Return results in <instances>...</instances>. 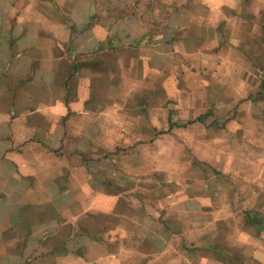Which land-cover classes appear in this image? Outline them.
Here are the masks:
<instances>
[{"label":"crops","instance_id":"obj_1","mask_svg":"<svg viewBox=\"0 0 264 264\" xmlns=\"http://www.w3.org/2000/svg\"><path fill=\"white\" fill-rule=\"evenodd\" d=\"M258 40L264 0H0V264H264V226L245 218L264 216L261 194L242 209L233 182L205 179L152 219L92 160L127 134L99 127L107 110L161 88L164 71L176 88V69L206 83L232 65L237 92L219 104L237 105Z\"/></svg>","mask_w":264,"mask_h":264},{"label":"rangeland","instance_id":"obj_2","mask_svg":"<svg viewBox=\"0 0 264 264\" xmlns=\"http://www.w3.org/2000/svg\"><path fill=\"white\" fill-rule=\"evenodd\" d=\"M260 44L264 45V40L252 44L258 55L250 58L253 71L242 75L247 89L237 105L219 104L222 92L226 100L231 90L237 92L228 86L238 73H232V65L227 64L219 74L221 81L210 74L206 83L199 80L202 75L205 80L203 73L176 69L172 80L176 88L168 87L172 72L164 71L161 88L128 97L120 111L107 110L114 112L115 119L112 124L99 122L100 128L114 125L128 130L120 140L114 137L117 143L111 151L99 147L96 159H92L114 165L115 178L109 175V168L98 169L105 178L102 183L107 182L106 189L139 197L153 219L169 206L171 194L174 198L185 195V185L196 184L194 191L202 193L205 179L218 182L220 176L234 183L241 197L237 200L240 208L246 205L247 193L261 194L255 199L264 207V49ZM192 66L188 63L194 70L201 68L196 61ZM198 116L203 119L198 120ZM205 134L213 142L207 153ZM107 139L106 133L98 136L102 145Z\"/></svg>","mask_w":264,"mask_h":264},{"label":"trees","instance_id":"obj_3","mask_svg":"<svg viewBox=\"0 0 264 264\" xmlns=\"http://www.w3.org/2000/svg\"><path fill=\"white\" fill-rule=\"evenodd\" d=\"M264 87V81L262 83ZM198 120H202L203 116H198ZM245 218L253 225L257 227L264 226V216H260L255 210H246L245 211Z\"/></svg>","mask_w":264,"mask_h":264}]
</instances>
